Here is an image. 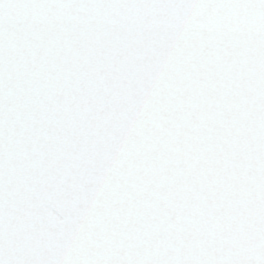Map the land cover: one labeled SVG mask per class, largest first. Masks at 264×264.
I'll return each mask as SVG.
<instances>
[{
  "label": "snow or ice",
  "instance_id": "snow-or-ice-1",
  "mask_svg": "<svg viewBox=\"0 0 264 264\" xmlns=\"http://www.w3.org/2000/svg\"><path fill=\"white\" fill-rule=\"evenodd\" d=\"M0 264H264V0H0Z\"/></svg>",
  "mask_w": 264,
  "mask_h": 264
}]
</instances>
